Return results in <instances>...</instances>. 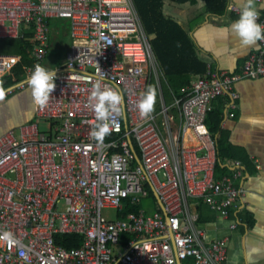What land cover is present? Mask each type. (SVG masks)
I'll list each match as a JSON object with an SVG mask.
<instances>
[{
  "label": "built area",
  "instance_id": "obj_1",
  "mask_svg": "<svg viewBox=\"0 0 264 264\" xmlns=\"http://www.w3.org/2000/svg\"><path fill=\"white\" fill-rule=\"evenodd\" d=\"M240 6L227 9L239 13ZM53 18L69 21L71 38L55 88L46 105L34 102V121L18 137L12 130L0 136V264H222L227 238L207 239L195 205L227 218L245 192L232 177H214L216 143L204 120L222 96L232 118L234 84L264 77V40L238 72L208 69L179 95L180 138L169 146L153 113L139 115L140 94L150 80L158 83V66L132 0H0V40L31 45L29 64L0 53V79L20 64L23 71L8 91L28 86L33 66L44 64ZM258 21L264 24L260 12ZM100 72L123 95V111L105 121L103 142L90 135L96 118L89 94ZM143 200H150L145 208ZM107 208L114 219L102 215ZM57 234L80 235L82 243L59 246Z\"/></svg>",
  "mask_w": 264,
  "mask_h": 264
},
{
  "label": "crops",
  "instance_id": "obj_2",
  "mask_svg": "<svg viewBox=\"0 0 264 264\" xmlns=\"http://www.w3.org/2000/svg\"><path fill=\"white\" fill-rule=\"evenodd\" d=\"M228 2L241 5V0H227ZM227 5L224 13L216 15L204 10L202 0H196L194 4L164 0L162 5L164 17L177 23L186 32L193 44L196 57L205 64L203 74H190L188 82L173 91L168 86L155 56L167 87L165 89L171 95L183 94L208 69L238 72L248 53L257 47L258 43L243 46L234 34H224V28L239 14L230 12ZM254 5L264 18V6H261V1ZM49 24L50 20L48 28ZM149 37L152 39L154 35ZM50 44L49 31L48 49ZM159 88L161 90L160 86ZM234 90L237 98L234 100L236 108L233 110L232 118L226 114L227 96L218 97L212 103L214 108L222 107L223 118L219 133L221 139L231 146L227 153L234 156L222 160L221 166L227 167V170L222 174H216L214 169V177L216 179L232 177L234 186L241 187L245 193L241 202L231 209L227 218L219 217L202 202H197L195 208L198 223L208 240L227 238L226 259L222 264H264V77L240 80L234 84ZM3 91L4 95L0 98V136L8 130H12L14 135L18 130L19 135V127L34 121L33 96L28 86L10 91L6 88ZM221 102L224 103L223 106H218ZM194 144V141L186 143L187 146ZM235 173H239V176L233 177ZM232 224L236 225L234 229L230 227Z\"/></svg>",
  "mask_w": 264,
  "mask_h": 264
},
{
  "label": "trees",
  "instance_id": "obj_3",
  "mask_svg": "<svg viewBox=\"0 0 264 264\" xmlns=\"http://www.w3.org/2000/svg\"><path fill=\"white\" fill-rule=\"evenodd\" d=\"M175 3H196V0H169ZM204 10L211 14H222L226 10L227 0H202ZM136 12L140 18L145 32L154 35L151 39L152 49L162 68L170 89L175 91L181 85L188 82L190 74H203L205 64L201 62L195 54L193 44L186 32L171 19L165 18L162 13L164 0H132ZM29 42L23 40H3L0 42V52L10 48L11 53L22 55L21 64H29L28 49ZM21 64L14 68L12 73L0 79V90L9 88L23 79ZM221 102L218 106H223ZM223 118L222 107H212L204 120V128L215 139L217 149V159L215 172L222 174L227 167L221 166L224 158H233L227 153L231 146L225 143L220 136V124ZM153 197V195H150ZM130 208L129 210H133ZM55 243L65 248L79 247L82 237L77 234H57Z\"/></svg>",
  "mask_w": 264,
  "mask_h": 264
},
{
  "label": "clouds",
  "instance_id": "obj_4",
  "mask_svg": "<svg viewBox=\"0 0 264 264\" xmlns=\"http://www.w3.org/2000/svg\"><path fill=\"white\" fill-rule=\"evenodd\" d=\"M261 6H264V0H261ZM259 11L254 5V0H241L238 16L224 28V34H234L239 38L243 46L255 45L258 41L264 40V24L258 21ZM56 69L45 67L36 63L27 77V84L30 88L34 102L37 105L47 104L53 89L55 88ZM106 77L100 72L95 77L92 84V91L89 94V102L95 111V123L90 131V135L98 142H103V138L109 134L110 129L105 121L111 112L123 111V95L121 91L114 87L104 85ZM4 92L0 90V98ZM156 90L148 85L140 94L137 102L139 115L149 117L154 110L156 103ZM4 238L13 240L10 232H5Z\"/></svg>",
  "mask_w": 264,
  "mask_h": 264
},
{
  "label": "rangeland",
  "instance_id": "obj_5",
  "mask_svg": "<svg viewBox=\"0 0 264 264\" xmlns=\"http://www.w3.org/2000/svg\"><path fill=\"white\" fill-rule=\"evenodd\" d=\"M49 31L51 37V44L48 49L44 66L55 69L60 66L65 60V55L71 44L69 21L62 18L50 19ZM10 48H6L2 53H11ZM156 66H158L156 64ZM158 84L155 79L150 80L149 85L153 86L156 90V103L154 105L153 115L155 124L162 136V138L168 143L169 146H177L178 138H180V117H179V96H173L165 88V82L163 75L158 68ZM161 87V90L159 88ZM171 95V96H170ZM162 105L168 108L166 115L161 112ZM38 127L40 131L46 130V124L39 122ZM15 136L18 137V130L15 131ZM150 200H143V208L148 204ZM148 213H151L152 209L147 207ZM102 215L108 219H114L115 210L111 208L103 209Z\"/></svg>",
  "mask_w": 264,
  "mask_h": 264
},
{
  "label": "water",
  "instance_id": "obj_6",
  "mask_svg": "<svg viewBox=\"0 0 264 264\" xmlns=\"http://www.w3.org/2000/svg\"><path fill=\"white\" fill-rule=\"evenodd\" d=\"M9 89V88H8ZM4 92V91H3Z\"/></svg>",
  "mask_w": 264,
  "mask_h": 264
}]
</instances>
